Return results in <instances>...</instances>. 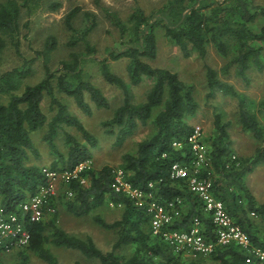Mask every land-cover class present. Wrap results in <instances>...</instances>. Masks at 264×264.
Masks as SVG:
<instances>
[{"label": "trees", "instance_id": "16d2710c", "mask_svg": "<svg viewBox=\"0 0 264 264\" xmlns=\"http://www.w3.org/2000/svg\"><path fill=\"white\" fill-rule=\"evenodd\" d=\"M194 1L167 0L159 7L162 16L172 18L173 24L161 22L160 18L150 21V17L138 5L125 20L117 10L102 6L104 16L117 27L120 36L123 37L129 30L133 35L131 40L135 43L125 45L122 49L110 48L104 57L97 58L104 79L116 84L122 91L121 103L101 123L106 133L114 134V144L117 145L133 134L139 125L149 122L153 124L152 133L137 141L134 151L121 154L120 165L126 171L125 180L142 189H148V182L154 181L160 197L164 199L180 196L183 200L181 216L170 226L187 228L193 216H199L203 232L214 238L213 224L199 196L187 188L184 180L168 176L173 161L189 158V152L183 156L182 149H176L172 140L186 137L195 127L187 120V116L193 115L198 107L193 87L179 78L175 71L153 66L145 60L156 56L155 31L158 25L163 27L164 34L178 46L183 56L196 51L201 58H206L210 43L225 62L219 73L209 64L205 65L209 88L207 96L220 92L235 97L238 122L260 141L250 158L236 154L239 165L232 163L226 167L225 161L233 153L231 141L221 113L214 112L215 135L210 146L217 175L213 179V192L223 200L227 210L246 231L251 243L264 249V232L260 233L254 225V218H257V223L264 226V202L256 201L242 181V173L252 170L257 163H264V130L260 122V117L264 119V95L251 108L248 106L247 95L220 76L227 75L233 67L234 73L247 82L249 69L263 68L264 24L254 29L251 23L260 17L264 18V5L249 0H214L206 7L194 5ZM38 2L0 1V59L8 43L21 55L19 33L22 12L31 11ZM58 5V2H54L52 8ZM79 12L83 19L81 29L73 24V18ZM64 22L71 31L68 43L74 45L80 41L84 50L69 51L67 57L59 59L57 66L52 69L48 61L50 52L57 45V39L53 34H48L43 46L34 49V56L23 57L20 64L0 72V93L8 96L6 102H0V207H4V210H16L19 213L15 209L16 205L46 180L41 171L42 165L39 164L42 152L34 142L32 132L46 127L42 139L48 143L54 157L48 166L58 171L71 170L88 159L91 163V147L98 143V137L72 112L66 100L56 95L58 91L63 94L62 97L68 100L70 97L85 114H91L93 107H109L107 97L85 77L82 68L86 56L95 52L88 35L97 24V15L75 5L66 12ZM37 57L42 59L43 75L35 82H25V78L33 71L32 64ZM120 58L128 59L126 69L130 84H138L144 76L153 77L143 100L133 101L129 84L111 69L110 61ZM45 94L53 109L49 117L41 106ZM67 126L75 128L81 134L80 138L73 130H68ZM59 132L66 145L64 151L60 150L55 141V137L60 136ZM113 170L109 164L99 168L86 166L79 171L78 177L59 179L56 192L71 214L85 216L91 213L95 223L107 229H115L116 240L109 250L100 249L90 235L80 237L57 226L54 213L48 220L26 219L31 238L24 247L11 250L18 258L15 264H29L30 253L49 264H60L48 243L77 249L88 258H97L99 264H203L197 258L201 254L182 260V255L174 253L166 242L152 233L146 210L136 206L133 198L112 188ZM83 177L89 179L88 184L82 183ZM68 188L73 191L69 197L65 194ZM55 194L50 199V204L52 202L54 206L56 204L52 200L56 198ZM107 196L113 203L123 205L120 217L112 221L95 211L106 203ZM251 211L258 216L252 215ZM47 227L51 228V233H46ZM130 243L137 245L130 256L125 257L116 251L120 246ZM246 255L244 248L228 243L217 245L206 259L217 264H259L257 260L247 261ZM74 264L83 263L76 260Z\"/></svg>", "mask_w": 264, "mask_h": 264}, {"label": "rangeland", "instance_id": "374dc122", "mask_svg": "<svg viewBox=\"0 0 264 264\" xmlns=\"http://www.w3.org/2000/svg\"><path fill=\"white\" fill-rule=\"evenodd\" d=\"M211 1L214 0H196L193 3L197 6L207 7ZM249 1L264 5V0ZM54 2L59 3L56 8H52V3ZM166 2L167 0H39L37 6H34V9L28 12L25 10L22 12L19 33L21 55H18L9 43L1 54L0 72L20 64L23 57L34 56V49H40L43 46L45 37L48 34H53L57 39V45L50 52L48 61V65L53 69L57 66L59 59L67 57L69 51L84 50L83 43L80 41L74 45L68 43L71 37V31L66 27L64 22L66 12L71 7L79 5L81 9H89L96 13L97 24L88 35V39L95 47V52L86 56L82 62V68L85 72V77L89 78V80L98 86L107 97L110 104L109 107H93L91 114H85L70 97L68 100L62 97V93L56 91V95L63 100L65 99L72 112L98 137V143L91 147L93 150L92 160L89 163L91 167L99 168L103 164H109L114 169L122 168L120 165L121 154L125 151H134L136 142L150 135L153 131V124L150 122L145 125H139L133 134L129 135L120 145L114 144V134L104 131L101 122L110 117L113 109L121 103L122 91L116 84L104 79L100 72L97 58L104 57L110 48L122 49L125 45L134 44L135 42L131 40L133 35L129 30H127L123 37L120 36L117 27L111 24L104 16L102 6L117 10L125 20L132 9L138 5L150 17V21L160 18L161 22L173 24L174 20L172 18L166 19L159 10V7ZM26 22L27 26L25 25ZM73 24L81 29L83 26L81 12L73 18ZM262 24H264V18L260 17L254 23H251V26L256 29ZM155 32L157 42L156 56L154 58H145V60L153 66L165 67L175 71L179 78L187 84L192 85L193 95L198 102V107L193 115L187 116L188 122L203 129L206 141L210 145V141L215 135L213 126L214 112H220L222 121L226 122L227 133L231 141V151L239 157L250 158L254 154L256 146L260 144V141L253 137L248 130L243 129L238 122L237 99L229 95H223L220 92H214L210 97L207 96L209 88L207 86L205 65L209 64L218 72L225 62V59L210 43L208 44L206 58H201L196 51H193L189 56H183L178 46L171 42L168 36L164 34L161 25L156 27ZM262 56L264 61V47L262 49ZM127 63V58L110 61L111 69L129 84L132 100H143L147 88L152 84L154 79L150 76H144L138 84H130L126 69ZM32 65L33 71L25 78V82H35L43 75L44 70L41 57H37ZM220 76L232 82L238 91L244 92L247 95L248 106L251 108H254L255 102L264 95V66L261 70L255 68L249 69V80L247 82L234 73L233 67L230 68V72L227 75ZM7 98V94L0 93V102H6ZM41 106L49 117L53 109L50 108L49 97L46 94L41 101ZM157 109L155 108V110ZM260 122L264 130V119L262 117H260ZM67 129L73 130L78 138H80L81 134L75 128L67 126ZM45 130L46 127H43L32 132V138L42 152V158L39 164L48 166L54 157L50 153L48 143L42 139ZM59 135L55 137V141L58 143L60 150L64 151L66 145L60 132ZM125 172L124 170L123 177L126 176ZM81 179H83V184L89 183L87 177ZM242 181L251 191L256 201L264 202V163H257L253 166L252 170L242 173ZM55 195L56 198L52 200L56 204L54 206L55 211L45 214L44 220L50 219L55 213V224L57 226L80 237L90 235L95 244L103 251L111 248L113 242L116 240L115 229H107L98 225L92 220L91 213L85 216L71 214L66 210L57 193ZM108 197L106 203L100 206L99 209L96 208L97 210L95 209V211L99 212L106 220L112 221L120 217L123 205L121 203H113ZM254 221L255 229L263 233L264 226L257 223V218H254ZM45 231L46 233H51L52 230L50 227H47ZM47 245L55 254L60 264H74L76 260H79L83 264H99L97 258H88L77 249L57 246L52 243H48ZM136 247V244L130 243L120 246L116 251L128 257L135 252ZM183 256L182 260H184ZM207 256L199 255L197 258L203 264H217L214 261L206 259L209 258ZM17 259L16 253L14 252L0 254V264H15ZM29 264L49 263L30 253Z\"/></svg>", "mask_w": 264, "mask_h": 264}, {"label": "built area", "instance_id": "2783aa9c", "mask_svg": "<svg viewBox=\"0 0 264 264\" xmlns=\"http://www.w3.org/2000/svg\"><path fill=\"white\" fill-rule=\"evenodd\" d=\"M172 145L176 149H182L183 156L188 151L189 158L173 161L169 166L168 176L171 179L184 180L187 188L199 196L203 209L207 211L213 224L214 238L203 232L199 216H193L187 228L171 227L170 225L181 216L183 200L180 196L169 199L160 197L154 181L148 182V189L133 186L123 177L124 169L118 168L113 170L112 188L133 198L136 206L146 210L149 229L176 254L208 255L217 245L235 243L246 250L247 261L257 260L259 264H264V249L251 243L246 231L227 210L223 200L213 192L215 170L203 129L195 126L186 137L174 138ZM89 163L88 159L78 163L71 170L62 171L42 165L41 171L46 180L16 205L15 209L19 213L0 207V253L28 244L31 232L26 219L40 221L44 219L45 213L54 212L55 207L52 202L50 204V199L57 192L58 180L78 177L79 171L89 166ZM232 163L239 165L235 153H231L230 158L226 159L225 166L230 167ZM65 194L72 196L73 191L68 188ZM3 210L6 213H3ZM250 213L258 216L254 211Z\"/></svg>", "mask_w": 264, "mask_h": 264}, {"label": "crops", "instance_id": "0c3cea01", "mask_svg": "<svg viewBox=\"0 0 264 264\" xmlns=\"http://www.w3.org/2000/svg\"><path fill=\"white\" fill-rule=\"evenodd\" d=\"M217 174L215 173V175H214V177L216 176ZM11 252H14V251H11ZM194 258V257H196V255H194V254H186V255H184L183 256V259L185 260H187V259H189V258Z\"/></svg>", "mask_w": 264, "mask_h": 264}, {"label": "bare ground", "instance_id": "6f19581e", "mask_svg": "<svg viewBox=\"0 0 264 264\" xmlns=\"http://www.w3.org/2000/svg\"><path fill=\"white\" fill-rule=\"evenodd\" d=\"M207 144H208V142H207ZM208 146H209V148H210V150H211V146L208 144ZM236 154V153H235ZM213 162V161H212ZM215 170V169H214ZM215 175V174H214Z\"/></svg>", "mask_w": 264, "mask_h": 264}]
</instances>
